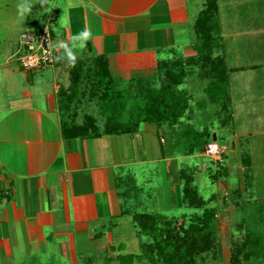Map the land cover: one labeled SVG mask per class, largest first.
<instances>
[{
  "label": "crops",
  "instance_id": "1",
  "mask_svg": "<svg viewBox=\"0 0 264 264\" xmlns=\"http://www.w3.org/2000/svg\"><path fill=\"white\" fill-rule=\"evenodd\" d=\"M241 1L239 8L249 4ZM251 3L257 4L259 19L242 21L238 34L229 36L239 42L230 49L240 65L231 71L229 86L239 144L234 139L224 144L230 152L239 148L240 193L252 192L264 217V0ZM197 15L190 13L189 0H0V264H38L40 258L65 264L98 243L121 249L123 223L139 228L121 201L120 180L131 174H122L125 168L129 172L138 164L129 160L135 147L138 162L148 164L142 157L145 137L155 139V160L168 163L164 174L172 177L173 190L179 189L183 170L172 150L170 140L177 142L172 127L145 121L134 132L118 134L97 121L96 128L84 129L86 115L98 116L82 108L69 117L64 104L72 102L67 94L75 88L77 65L57 45L71 48L73 37L88 30L85 47L72 49L75 60L105 58L116 84L152 82L163 79L161 66L174 58L202 55V49H193L196 38L184 44ZM44 32L52 37L55 61L28 71L20 62L27 52L22 35ZM189 118L180 121L193 125ZM242 154L250 159L243 155L244 161ZM246 239L241 240L245 248L253 244L259 251L241 257L240 264H264V236L255 243Z\"/></svg>",
  "mask_w": 264,
  "mask_h": 264
},
{
  "label": "rangeland",
  "instance_id": "2",
  "mask_svg": "<svg viewBox=\"0 0 264 264\" xmlns=\"http://www.w3.org/2000/svg\"><path fill=\"white\" fill-rule=\"evenodd\" d=\"M247 1V3L251 5L246 4L244 8H239L238 6L243 2L241 0H189L190 13L198 14L195 18V22L203 10H207L209 4L211 7L215 3L217 4V13L213 19L216 23L213 28V33L218 42L216 53L219 54L220 57L222 56L224 65L228 68V73L226 74L227 81L224 83L227 87L230 86V82L234 84L230 81L231 71L240 65L238 53H236L235 49L233 51L230 50L239 42L233 39L231 41L229 36L232 34L233 38L238 34L237 32L241 30L240 25L242 21L248 24L252 23L256 18L259 19V14H257L256 9L257 4H255V8L251 0ZM247 5L249 8H246ZM241 16H243V20L240 19L242 18ZM260 21L264 23L263 16L260 17ZM192 32L191 35L185 36L188 40L184 41V44L196 38V41L192 44L193 49L203 50L201 43L197 42V34L194 32V29ZM178 50H181L180 46ZM191 58L197 57L190 56L186 59L180 57L175 58V65L184 67L183 70L186 71L183 73L184 83L177 86V90L179 91L181 88H184L183 91H180L183 93V96H180L177 102L179 104H184L183 110H185V108L187 109L186 113L180 118L188 116L192 118L194 128L199 129V132L207 130L206 133H212L213 136L216 137V140L218 139L217 142L222 149L223 153L221 159L214 160L210 158L205 154L203 148L198 151L197 154L192 156L187 155V139L192 137L189 130L192 126L191 121L184 120L179 130H176V127L178 128L177 119L174 113L173 115L171 114L172 111L169 112L170 114H168V117L165 115L166 117H162L158 122L159 126L163 127L164 125V127H168V129L170 127L173 128L175 136L172 135V137L173 139H177V142H175V140H170V142L175 154L177 152V154L180 155L178 157V167H180V171L183 170V172H187L186 174L189 175L195 187L207 200V208L217 213L215 229L221 240L220 251H211L198 255L197 264H231L229 247L231 246L232 238L242 242L241 240L247 237L246 241L249 240V242L255 243L257 237L264 236V217L259 216L261 213L260 211H262L259 206H261L262 203H258L255 200V195H253L252 192L240 193V184L237 179L240 178V175H243L241 174V166L239 165L242 160L241 153L238 151V147L233 152H230V148L224 144L227 142L231 143L233 139L235 144H239V134L234 136V134L239 131V127H234V122H239V116L238 112L233 116L234 110L231 107L232 98L230 90L228 101L225 103H208L205 93L206 88L213 78L209 76L206 79L205 77H207V75L203 73V70L197 65L200 63ZM78 60L79 59L75 60V65H77L75 70L76 72H80L77 73L78 77L79 74H81L82 77L78 83L76 82V84H78L77 89L74 88L73 91L67 94V97L72 99V104H67L66 101L64 104L70 107L68 111L69 113L71 112L69 117L72 119L73 116H75V112L78 113L79 108H82V113L86 111L92 114L95 113L98 117L94 121L101 124L106 123V121H109L118 114L120 115L119 119H129V117L136 114L139 116L141 115V119H143L146 115V104H148L149 97L152 96L149 94H153L151 90L154 91L155 96H158L157 93L159 89L165 85L164 79L161 81L162 79H160V76L155 78L152 82L147 83L137 80L128 84L125 82L122 84L120 81L117 85H114L113 92L111 87V91L109 90L110 85H108V89H106V86H100L98 83L101 78L100 74H97L100 63L98 59L88 58ZM115 91L120 93L118 94L120 95L119 99L118 95H114ZM203 98H205L204 103L202 102ZM70 101H68V103ZM89 101H92V104H87ZM139 102L143 107L141 114ZM156 102V104H153L154 107L157 108L159 112H165L167 107L162 104V99H158ZM75 105L77 106L76 110H74ZM177 114L179 113L177 112ZM180 115L181 114L178 116ZM87 117L88 115H86V122ZM93 118L95 119L94 116ZM122 122L119 121L120 124H122ZM206 133L201 136L202 140L206 136ZM153 140L155 139L145 137L144 141L147 148L146 152L142 153L143 158L153 163L148 162L145 167L142 166L143 164L138 162L140 160L139 150L135 147L136 155L134 158H129V160L137 162L138 164L134 167H128L129 172H125L127 168H125L124 172L122 171L123 173L121 172L122 174L131 173L129 176L120 180L119 189L121 191V201L125 205L127 212L131 213L133 216L134 214L160 213V215H166L170 218L182 219L189 225L194 222L197 217L201 216L203 211L190 210L191 208L185 206L181 201L183 197L182 186L184 183L181 174L178 175L179 189L173 190L171 184L172 177L169 178L168 175L166 176L164 174V169H166V173H168V169L166 168V166L168 167V163H158L155 160V144L153 145ZM134 143L136 144V141H134ZM243 155L245 154H242V157ZM245 156L249 155L246 154ZM245 156L243 157L244 161H246ZM123 224L125 225L123 228L124 233L122 234L124 243L121 245V249L117 248L115 244H111L112 248H114L110 249L109 246L105 247L98 243L95 248H91V250H82L83 252L81 251V254L83 255L80 254L81 258L70 259L65 264H122L119 257L120 255L140 254L142 251L141 244L145 242L147 238L139 235L137 227L134 226L133 222ZM252 245L253 244L242 249V257L249 258L258 255L256 252L259 250ZM40 260L41 263L39 262L38 264H60L56 262L54 258H47L46 260L40 258ZM240 262L239 260L238 264H240ZM132 264L150 263L148 261L136 259ZM156 264L164 263L159 262Z\"/></svg>",
  "mask_w": 264,
  "mask_h": 264
},
{
  "label": "trees",
  "instance_id": "3",
  "mask_svg": "<svg viewBox=\"0 0 264 264\" xmlns=\"http://www.w3.org/2000/svg\"><path fill=\"white\" fill-rule=\"evenodd\" d=\"M216 9H218L216 3L212 7L209 4L207 10H203L196 20L194 29L197 34V42L201 43L203 50L202 55L198 58H191L200 63L197 65L203 70V73L207 75V77H205L206 79L209 76L213 78V81L211 80L206 88V99H208V103L210 104L225 103L229 98V87L224 84L227 81L226 74L228 73V68L224 65L222 56L220 57L219 54L216 53L218 42L213 33L214 25H216L213 21L217 13ZM99 59V71L97 74H100L101 78L98 83L100 86H106V89H108V85H110L109 90L111 91V87L114 92V85L116 82L110 76L108 62L105 58ZM165 65L161 66V75L164 76L165 85L159 89L157 93L158 96H155L154 91L149 89L153 94H149L152 96L149 97L148 104H146L145 118L141 119V115L139 116L136 114L129 117V119H119L120 115L118 114L109 121H106L105 127L108 132L112 131L118 134L134 132V130L145 121L159 124L158 121L165 115L168 117V114H170L169 112L172 111L171 114L173 115L174 113L178 125L184 122L180 121V117L186 113L187 109L185 108V110H183L184 104H179L177 102L180 96H183V93L177 90V86L184 83L183 73L186 71L183 70L184 67L175 65V58L166 66ZM167 68H169V70H167ZM163 69L167 70V72ZM77 73L80 72H76L75 70L72 74L75 89H77L78 86L76 82L78 83L82 77L81 74H79L78 77ZM118 94L120 93L115 91L114 95ZM119 96L120 95H118V99ZM158 99H162V104L167 107L165 112H159L157 108L154 107L153 104H156ZM202 102L204 103V99ZM139 108L141 109V114L143 107L140 102ZM177 112L181 115L178 116L179 114H177ZM119 121H123L122 124H120ZM94 123V119L88 117V125H85L86 127L83 126V128L88 130L90 125L96 128ZM190 128H192L190 130L192 137L187 139V155L197 154L202 148L205 152L206 145L215 141L213 134L210 132L206 133L207 130L199 132L193 125ZM205 133L206 136L202 140L201 136H203V134L205 135ZM186 173V171H182L181 173V177L184 181L182 202L185 206L191 208L190 210H202V215L188 225L186 221L182 219L179 220L174 217H171V219L166 215H160V213L134 214V220L139 228V234L144 238L146 237L147 240L141 244L142 251L140 254L120 255L119 257L122 264H132L136 259L148 261L150 264L159 262L164 264H197L198 255L211 251H220L221 240L215 229L217 213L207 208V200L202 196ZM234 240L230 261L231 264H238L242 257L241 251L245 249L246 243L237 241L236 239ZM120 248H122V246H120Z\"/></svg>",
  "mask_w": 264,
  "mask_h": 264
},
{
  "label": "built area",
  "instance_id": "4",
  "mask_svg": "<svg viewBox=\"0 0 264 264\" xmlns=\"http://www.w3.org/2000/svg\"><path fill=\"white\" fill-rule=\"evenodd\" d=\"M22 42L27 52L20 58L24 69L28 71L42 69L55 61L53 40L49 33L44 32L38 36L31 33L22 35ZM222 149L218 142L213 141L206 145L205 154L214 160L221 159Z\"/></svg>",
  "mask_w": 264,
  "mask_h": 264
},
{
  "label": "clouds",
  "instance_id": "5",
  "mask_svg": "<svg viewBox=\"0 0 264 264\" xmlns=\"http://www.w3.org/2000/svg\"><path fill=\"white\" fill-rule=\"evenodd\" d=\"M90 38H91L90 32L88 30H84L79 35L73 37V44L71 48L69 47L68 44L63 43V42L58 44L57 47L60 49H64L68 61L74 64L76 57L72 49L76 47H79V48L85 47L86 41H88Z\"/></svg>",
  "mask_w": 264,
  "mask_h": 264
},
{
  "label": "water",
  "instance_id": "6",
  "mask_svg": "<svg viewBox=\"0 0 264 264\" xmlns=\"http://www.w3.org/2000/svg\"><path fill=\"white\" fill-rule=\"evenodd\" d=\"M214 140H216V137L214 136Z\"/></svg>",
  "mask_w": 264,
  "mask_h": 264
}]
</instances>
